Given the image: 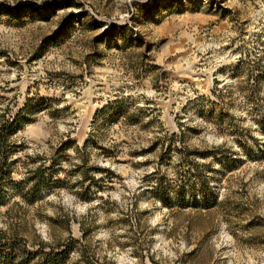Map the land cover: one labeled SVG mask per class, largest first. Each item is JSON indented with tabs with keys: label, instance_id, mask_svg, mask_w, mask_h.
Masks as SVG:
<instances>
[{
	"label": "rangeland",
	"instance_id": "1",
	"mask_svg": "<svg viewBox=\"0 0 264 264\" xmlns=\"http://www.w3.org/2000/svg\"><path fill=\"white\" fill-rule=\"evenodd\" d=\"M16 118L13 180L44 185L8 186L0 227L57 242L71 218L115 264H264V0H0Z\"/></svg>",
	"mask_w": 264,
	"mask_h": 264
},
{
	"label": "trees",
	"instance_id": "2",
	"mask_svg": "<svg viewBox=\"0 0 264 264\" xmlns=\"http://www.w3.org/2000/svg\"><path fill=\"white\" fill-rule=\"evenodd\" d=\"M16 124L17 118L12 121L6 120L0 124V206L7 203L5 189L8 186H15L23 199L34 202L37 199V192L44 185L38 176H27L17 183L13 180L15 161L12 160L10 155V136L13 134L15 130L13 128ZM213 147L214 150L210 152L213 156L217 157L220 152H224L219 151L223 148V145ZM206 154L207 152L204 151L199 152V155L202 156ZM226 154L227 151L225 150L224 155ZM47 182L46 179L44 183ZM27 187H29V190H27ZM155 189V194L161 197L167 206H170L171 200L165 194V186L160 183ZM195 191L201 196L202 208L208 209L217 205L212 199L208 181L203 177H198L196 183L190 184V194H194ZM181 199L184 201V196ZM183 203L185 204V202ZM71 221L72 219L68 218L65 223L69 229V235L57 242L37 240L39 234L31 240L24 235L23 230L0 227V264H115L114 261H100L95 256L88 254L81 240L86 239V231L83 230L81 238L74 237L71 233Z\"/></svg>",
	"mask_w": 264,
	"mask_h": 264
}]
</instances>
